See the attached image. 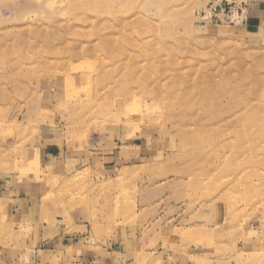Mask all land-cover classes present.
<instances>
[{
  "label": "rangeland",
  "instance_id": "obj_1",
  "mask_svg": "<svg viewBox=\"0 0 264 264\" xmlns=\"http://www.w3.org/2000/svg\"><path fill=\"white\" fill-rule=\"evenodd\" d=\"M263 81L264 0H0V264H264Z\"/></svg>",
  "mask_w": 264,
  "mask_h": 264
},
{
  "label": "bare ground",
  "instance_id": "obj_2",
  "mask_svg": "<svg viewBox=\"0 0 264 264\" xmlns=\"http://www.w3.org/2000/svg\"><path fill=\"white\" fill-rule=\"evenodd\" d=\"M173 11H174V9H172V7L170 9L169 8L165 9V11L163 12V17L168 19V18L172 17V15L175 16ZM103 37H105V36H103ZM111 38H112V35L109 37L106 36L105 38H103V40L107 44H111L112 43V41L110 40ZM221 72L223 73L224 79H225L226 71H221ZM252 78H253V76H252ZM254 78H253V80H254ZM258 80H260V79H258ZM257 83H258V81H257ZM263 83H264V81H263ZM175 87L176 88H172V86H171L172 89L178 90V87L176 85H175ZM159 88H161V87L160 86L158 87V94L162 93V91H160ZM171 88H170V90H171ZM206 91H207V84L205 82H199L197 85L191 87L190 89L189 88L183 89L182 94L189 93L191 95H195L197 92L205 93ZM256 91L257 92L255 93V92H253L252 89L246 90V92H245L246 97L240 103H237V104H240V108H237V109L233 108L232 104L230 103V101H232V100L229 99L228 96L226 95V94H229L228 92H230V91L227 92L226 89H224V91H222V92L212 91L214 95L217 94L219 96V98L221 100L220 102L223 105L218 109L217 113L214 114L213 116L217 117L219 122L225 121L227 123H231V126L233 127V129H235V130L239 129L240 131H242V136H248L250 134V132L252 131V129L255 128V126L257 125L254 118H256L255 116L257 115V113L259 114V111H258L259 105L254 107L255 105L253 103V100H254V98H257V97H259V99H261V100H262V98L264 99V88L256 90ZM154 94L155 95L157 94V90H156V92H154ZM209 96H212V94L207 92L206 97H209ZM199 102L204 103V101L202 99H200ZM220 102H219V105H221ZM262 103L264 104V102H262ZM237 104H234V105H237ZM261 106L264 107V105H261ZM172 109L174 111H176V106L173 105ZM260 109H263V113H264V108L260 107ZM204 111L206 112V115L209 117L210 116L209 112L206 109ZM197 130L198 129H194V131H197Z\"/></svg>",
  "mask_w": 264,
  "mask_h": 264
}]
</instances>
